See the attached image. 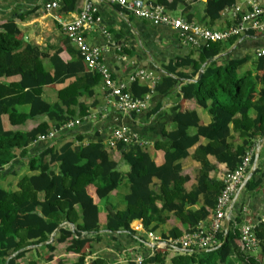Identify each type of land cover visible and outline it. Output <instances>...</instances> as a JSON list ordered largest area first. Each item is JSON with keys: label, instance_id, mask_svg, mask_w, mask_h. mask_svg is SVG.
I'll return each instance as SVG.
<instances>
[{"label": "trees", "instance_id": "trees-1", "mask_svg": "<svg viewBox=\"0 0 264 264\" xmlns=\"http://www.w3.org/2000/svg\"><path fill=\"white\" fill-rule=\"evenodd\" d=\"M237 1L207 0L203 20L213 25ZM159 4L167 11L184 5L182 13L187 22H192L191 8L185 0H173L171 4L160 0ZM244 13L245 10L240 12L234 24ZM258 34L251 31L248 35ZM236 41L232 38L225 43H206L193 51L194 58L192 54L165 67L166 72L186 81L195 80L201 69L203 74L198 81L181 87L174 129L164 131L162 141L154 145L153 155L145 147L118 144L109 148L102 139L87 140L78 135L76 129L87 121L90 110L80 99L95 97L100 76L87 70L66 36L57 47L43 51L24 40L14 20L0 19V182L18 176L25 166L19 159L24 157H28L26 167L31 174L19 179L15 190L0 187V264H19L30 253H35L36 259L29 264H65L53 254L59 246L66 247L69 264H86L94 245L104 240L119 243V239L128 238L139 245L131 230L136 221H141L145 230L160 233L163 239L181 237L179 232L167 236L159 231L167 212H173L189 230L208 223L224 176L233 172L246 151L264 136V58L214 60ZM64 53L74 61L64 62ZM44 60H48V69ZM246 65L250 66L244 69ZM182 68H191V72L177 74ZM65 82L70 83L57 92L56 102H49L43 91ZM164 82L169 87L175 84L168 78ZM149 93L148 87L138 82L130 87L133 99L143 100ZM189 103L193 105L191 111ZM201 109L211 117L207 126L197 116L196 111ZM4 116L10 126L40 122L30 131H6ZM77 120L81 122L79 127L57 133L53 140L41 143L39 155L29 156V148L38 137H47ZM71 131H76L74 139L66 140ZM200 138L208 144L195 151L201 164L197 187L186 193L183 185L188 178L181 176L180 162ZM115 153L120 155L117 161ZM120 162L129 167L126 174L119 171ZM220 165L225 167L224 175L220 180L212 178ZM124 179L129 185L125 208L100 211L101 202L117 195ZM259 185L260 181L251 177L245 188L254 190ZM200 197L203 204L192 210ZM242 221L239 212L229 224L224 243V235L219 236L221 245L217 250L177 256L170 264H264V223L255 230L259 246L254 257L240 250V233L235 224L239 226ZM58 227L61 228L56 232ZM138 254L145 258L142 264H166L167 252L159 250L149 258L145 251L131 250L124 255L129 256L125 262L124 257L114 262L98 257L89 264H135L133 259Z\"/></svg>", "mask_w": 264, "mask_h": 264}, {"label": "crops", "instance_id": "crops-1", "mask_svg": "<svg viewBox=\"0 0 264 264\" xmlns=\"http://www.w3.org/2000/svg\"><path fill=\"white\" fill-rule=\"evenodd\" d=\"M51 1L0 0V19L3 21L8 19L14 20L18 29L23 32L26 42L46 51L47 48L59 45L65 36L62 25L71 22L79 15L85 2V0H59L58 8L47 12L45 5ZM145 1L157 4L160 2V0ZM172 1L164 0L166 4H171ZM206 1L185 0V4L191 8L189 10L192 15L191 23L220 31L234 25L236 19L235 8L239 7L242 10H246L250 0L237 1L236 6L223 11L220 20L213 25H209L203 20ZM95 4L97 17L100 22L99 24L87 25L83 29V37L86 43L101 50L102 63L111 73L113 80L128 83L132 75L138 71H144L147 74H151L154 86L152 87V83L149 80L137 81L140 86H147L150 90V93L146 95L148 97V108L132 116L121 113L116 106V100L111 99L103 89L102 84L99 83L94 89V98L80 99L81 102L88 104L90 110L87 121L83 122L81 127L76 129L77 134L87 140L102 139L105 142L114 130L127 128L131 133L136 134L144 142H147L148 145L145 148L154 155V145L156 142L162 141L164 131L169 132L174 129L175 109L182 100L181 87L192 82L166 72L165 67L169 64H175L179 59L191 57L193 51L196 49L185 44L180 34L167 27L137 20L129 13L115 6ZM183 9L184 5L180 4L176 11L167 12L171 17L185 19L186 15L182 13ZM262 48H264V33H259L256 36L248 35L247 37L237 39L235 44L228 47L214 60L223 62V60L227 61L230 58L242 59L247 56L254 58L255 51ZM192 57L194 58L195 55L193 54ZM61 58L66 63L74 61V57L69 56L67 53L62 54ZM43 63L46 69H48V60H44ZM190 72L191 68L177 70V74H189ZM167 78L175 81L173 87H169L164 82ZM14 80L17 79H12L11 81ZM68 83L70 82L57 85L52 89H45L43 95L49 102H56L57 92ZM131 85H129V90ZM93 103L96 104L91 107L90 105ZM192 107V103L187 104V108L190 111L193 109ZM196 112L204 125L207 126L211 123V117L206 110L201 109ZM4 119L8 120L7 116H4ZM39 122L27 121L25 126H10L8 122L9 128L6 129L4 126V129L6 131H30L37 127ZM75 132H68L66 140H73ZM207 144V140L200 138L199 143L188 151V157L180 162L181 176L188 178V181L183 185L186 193L194 191L197 187L198 172L201 164L200 160L195 156V151L199 146H206ZM41 147L40 142H37L35 145L33 144L29 148V156L39 155ZM109 152L112 154V151ZM119 158L120 155L115 153V161L119 160ZM158 159H160V155ZM27 160L28 157H24L23 160L19 159V162L25 166L19 171L18 176L11 177L13 179L18 178L17 182L22 176H25L26 172H29L26 167ZM209 161L213 162L212 158H209ZM224 171L225 167L220 165L217 171L211 174V177H216V179L220 180L224 175ZM252 172L253 174L251 175ZM251 177H254L256 181H260V185L254 190H247L245 186L239 190L233 199L228 220L231 221L236 218L239 212L241 213L243 207L248 209L252 217L264 214V136L255 142V155L247 179ZM155 190L158 191V187ZM117 198V195L110 196L107 200L101 202L99 207H102V210L99 209L104 212L117 207ZM202 202L203 198L200 197V202L191 209H199L203 204ZM161 206L162 204H159V207ZM164 218V224L159 231L164 232L167 236L171 232H179L182 236L189 231L182 220L174 216L173 212H167ZM134 224L143 227L141 221H136ZM201 224L207 225L205 222ZM144 231L149 232L145 229ZM157 235H160V233H157ZM118 242L109 243L104 240L102 243L94 245L89 256L91 258L102 257L109 261H115L127 252L138 249V245H134L128 238L119 239Z\"/></svg>", "mask_w": 264, "mask_h": 264}, {"label": "built area", "instance_id": "built-area-1", "mask_svg": "<svg viewBox=\"0 0 264 264\" xmlns=\"http://www.w3.org/2000/svg\"><path fill=\"white\" fill-rule=\"evenodd\" d=\"M105 4L115 6L129 13L133 18L146 21L154 25L164 26L180 34L185 44L191 48L198 49L200 46L209 43H225L232 38L247 37L249 32L254 31L264 33V0H250L245 13L240 16L238 21L226 30H213L200 26L198 24L187 22L184 18L171 17L164 6L147 2L145 0H85L81 13L71 22L62 25L63 33L70 43L80 53V56L89 72H96L101 79L103 89L111 99L116 100L118 110L125 114H139L148 108V97L143 100L133 99L129 85L138 80H149L151 74L144 71H138L129 78L128 83L117 82L113 80L111 73L102 63V53L97 47L90 46L83 37V29L87 25L99 24L97 17L96 4ZM59 0H52L45 5L47 12L57 9ZM242 9L235 8L236 17ZM264 58V48L255 51L254 59ZM80 121L70 122L58 132H52L47 137H38L37 142L43 143L51 141L56 134L79 127ZM118 144L125 146L146 147L144 142L136 134L131 133L127 128H119L112 132L106 140L105 145L109 148H115ZM255 155V145L246 151L241 163L230 173H227L222 180V188L216 200L215 208L212 211L207 225L199 224L195 230H189L179 238L163 239L161 236L152 232L144 231L141 225H131V230L136 234L134 239L138 242L137 252H147V258L153 256L154 251H164L174 256H189L195 252H213L217 250L221 242L220 235H225V222L229 219L233 199L241 190L251 170V163ZM243 219L241 225L235 227L239 230L240 250L244 254L253 253L258 249L259 241L255 235L256 228L264 223V214L252 217L246 207L241 210ZM235 220H229V223ZM134 226V227H133ZM142 254L136 255L133 259L135 264H142L144 261Z\"/></svg>", "mask_w": 264, "mask_h": 264}, {"label": "rangeland", "instance_id": "rangeland-1", "mask_svg": "<svg viewBox=\"0 0 264 264\" xmlns=\"http://www.w3.org/2000/svg\"><path fill=\"white\" fill-rule=\"evenodd\" d=\"M248 65H246L244 67V69L247 67ZM3 121H4V124L3 126L6 127V129L9 128V124H8V120L7 119H4L3 117ZM129 170V167L127 165H125L124 163L120 162L119 163V171L123 174H126ZM126 172V173H125ZM27 175H30L29 172H26L25 176ZM24 177V176H22ZM21 177V178H22ZM20 178V179H21ZM17 180L18 178L16 179H13L11 177L3 180L0 182V187L4 188V189H10V190H15L16 188V185H17ZM129 192V185H128V182L126 181V179H124V181L121 183V185L119 186L118 190L115 192L118 196L117 198V209L121 210V209H124L125 208V203H124V197L125 195H127ZM104 201V200H103ZM100 209L102 207H99ZM102 210V209H101ZM100 210V211H101ZM103 212V211H102ZM134 227V226H133ZM97 245V244H96ZM57 258H62L64 260V263L65 264H69V260H68V253L66 251V247H62V246H59L56 248L55 252L53 253ZM251 256H254V257H257L258 255V251L256 250L255 252L253 253H250ZM121 257V256H120ZM124 257V256H122ZM129 256H126L124 257V262L128 259ZM174 257H177V256H174L170 253H167V257H166V264H170V261L174 258ZM36 259V255L35 253H30L29 255H27L26 257H24L23 259L19 260V264H29L31 262H33L34 260ZM95 259V257H92L89 256L88 258L85 259V263L86 264H89L91 263L93 260ZM119 260V258H118ZM75 261V260H74ZM109 261V260H108ZM110 262H114V261H110ZM38 264H44L42 262H38Z\"/></svg>", "mask_w": 264, "mask_h": 264}, {"label": "water", "instance_id": "water-1", "mask_svg": "<svg viewBox=\"0 0 264 264\" xmlns=\"http://www.w3.org/2000/svg\"><path fill=\"white\" fill-rule=\"evenodd\" d=\"M24 40L26 41L25 38H24ZM209 62H211V61H209ZM209 62H207L205 65H207ZM202 74H203V69L200 70V72H199L197 78H196L195 80H193L192 82L194 83V82L198 81V80L200 79V77L202 76ZM252 174H253V172L251 173V175H252ZM249 179H250V178L247 179L246 183L248 182ZM246 183H245V184H246ZM244 186H245V185H244ZM225 227H226V230L228 231V228H229V220H226V222H225ZM60 228H61V227H58V229L56 230V232H57ZM56 232H55V233H56ZM55 233H54V234H55ZM226 237H227V232H226L225 235H224V241H223V243L225 242ZM200 253H201V252H200Z\"/></svg>", "mask_w": 264, "mask_h": 264}]
</instances>
